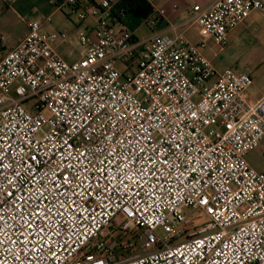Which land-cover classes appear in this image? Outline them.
<instances>
[{"label":"built area","instance_id":"1","mask_svg":"<svg viewBox=\"0 0 264 264\" xmlns=\"http://www.w3.org/2000/svg\"><path fill=\"white\" fill-rule=\"evenodd\" d=\"M50 1L92 23L75 61L52 47L66 34L35 19L0 60V264H264V168L246 160L264 93L248 99L253 77L204 54L264 19V0L193 5L197 42L139 41L112 15L119 0ZM130 227L142 252L122 258L114 233Z\"/></svg>","mask_w":264,"mask_h":264},{"label":"crops","instance_id":"2","mask_svg":"<svg viewBox=\"0 0 264 264\" xmlns=\"http://www.w3.org/2000/svg\"><path fill=\"white\" fill-rule=\"evenodd\" d=\"M147 1L152 5L153 12H156L158 9L164 10L162 19L157 26L152 28L153 34L166 33L175 35L180 33L188 40L197 42L199 39L196 38L194 32L197 31L196 25L191 21V7L195 4L205 6L212 0ZM69 18L64 8L60 9L56 7L50 0H0V60L25 37L28 32L27 23L32 19L40 22L41 31L43 32H64L66 34L65 39L57 37L52 41L53 49L67 61L79 59L84 52L79 57H75L72 44L75 43V45L81 46L78 42V36L92 23V20L86 19L74 23L68 22ZM172 25L176 26L175 30L171 28ZM233 30L228 34V43ZM206 49L204 50V54L213 62L214 58L222 55L223 51L219 50L216 53H210ZM216 67L222 69L218 65ZM250 75L253 77L252 74ZM258 81H261V83L259 86H256V82ZM263 93L264 78H253V84L247 89L245 95L248 99L256 100ZM263 168L264 163L260 168L256 169Z\"/></svg>","mask_w":264,"mask_h":264},{"label":"rangeland","instance_id":"3","mask_svg":"<svg viewBox=\"0 0 264 264\" xmlns=\"http://www.w3.org/2000/svg\"><path fill=\"white\" fill-rule=\"evenodd\" d=\"M69 19L66 20L78 23L75 16H71ZM194 32L197 39H202L198 29ZM152 34V27L145 22L134 30V35L139 41L147 40ZM72 45L74 56L79 57L84 52V48L75 45V43ZM206 50L210 53L223 50L222 55L214 58L213 62L220 68L231 67L238 72L252 74L253 78H264V19L257 13L251 14L242 24L233 30L229 37V43L223 49H220V47L208 40ZM118 67L121 68V64H118ZM260 83L261 81L256 82V86H259ZM216 127V125H213L207 131L213 133ZM246 160L255 168L262 166L264 163V139L256 149L247 154ZM184 211L197 225L203 224L206 221V217L199 210L185 207ZM115 227L113 224L112 229ZM114 238L117 240L116 244L118 242L116 247H119L117 254L122 258L142 252V232L137 227H130L125 231L120 229L115 230Z\"/></svg>","mask_w":264,"mask_h":264},{"label":"trees","instance_id":"4","mask_svg":"<svg viewBox=\"0 0 264 264\" xmlns=\"http://www.w3.org/2000/svg\"><path fill=\"white\" fill-rule=\"evenodd\" d=\"M111 11L112 15L119 18L134 32L137 27L151 17L153 7L147 0H119ZM116 245H118V242ZM116 245L114 249L118 251L119 247H116Z\"/></svg>","mask_w":264,"mask_h":264}]
</instances>
